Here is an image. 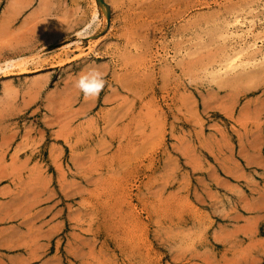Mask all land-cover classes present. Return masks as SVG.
Returning a JSON list of instances; mask_svg holds the SVG:
<instances>
[{
	"label": "rangeland",
	"instance_id": "374dc122",
	"mask_svg": "<svg viewBox=\"0 0 264 264\" xmlns=\"http://www.w3.org/2000/svg\"><path fill=\"white\" fill-rule=\"evenodd\" d=\"M105 1L0 0V264H264V0Z\"/></svg>",
	"mask_w": 264,
	"mask_h": 264
},
{
	"label": "clouds",
	"instance_id": "9594fccd",
	"mask_svg": "<svg viewBox=\"0 0 264 264\" xmlns=\"http://www.w3.org/2000/svg\"><path fill=\"white\" fill-rule=\"evenodd\" d=\"M78 35V38H84ZM105 81L103 73L98 67L90 66L86 70L82 69L77 73L73 80V86L76 87L85 99L97 96L104 88Z\"/></svg>",
	"mask_w": 264,
	"mask_h": 264
},
{
	"label": "water",
	"instance_id": "95a60500",
	"mask_svg": "<svg viewBox=\"0 0 264 264\" xmlns=\"http://www.w3.org/2000/svg\"><path fill=\"white\" fill-rule=\"evenodd\" d=\"M97 1L99 4L105 5L107 7V10H108L107 15H108V19L110 20V7H109V5L106 3L105 0H97Z\"/></svg>",
	"mask_w": 264,
	"mask_h": 264
},
{
	"label": "bare ground",
	"instance_id": "6f19581e",
	"mask_svg": "<svg viewBox=\"0 0 264 264\" xmlns=\"http://www.w3.org/2000/svg\"><path fill=\"white\" fill-rule=\"evenodd\" d=\"M102 6L106 7L105 5H102ZM95 16H96V13H95ZM248 35H249V34H248ZM254 44H255V43H254ZM242 61H243V60H242ZM5 62H6V61H5ZM5 62H4V63H5ZM14 62H15V61H8V62L6 63V67H5V68H8V67H10V66H13V65H14ZM230 64H231V63H230ZM1 66H2V65H1ZM1 66H0V70L3 69V67H1ZM230 69H231V68H230ZM227 172H228V171H227ZM230 173H231V172H230ZM35 256H36V255H35ZM39 257H40V256H39ZM25 259H26V258H25ZM30 260H31V259H30Z\"/></svg>",
	"mask_w": 264,
	"mask_h": 264
}]
</instances>
